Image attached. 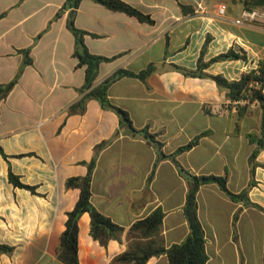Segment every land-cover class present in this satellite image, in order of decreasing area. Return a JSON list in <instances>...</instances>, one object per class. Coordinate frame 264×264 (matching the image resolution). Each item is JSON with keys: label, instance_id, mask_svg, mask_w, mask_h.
<instances>
[{"label": "crops", "instance_id": "obj_1", "mask_svg": "<svg viewBox=\"0 0 264 264\" xmlns=\"http://www.w3.org/2000/svg\"><path fill=\"white\" fill-rule=\"evenodd\" d=\"M153 20L113 11L94 0H83L74 24L88 34L92 54L116 57L100 66L96 84L118 70L155 71L142 81L122 77L109 88L114 105L125 110L132 125L148 128L170 155L205 133L198 145L177 156L196 176L226 175L229 189L249 186L250 133L260 134L258 103L240 112L227 90L210 78L187 76L175 66L196 70L204 61L231 48L246 52L247 61L216 62L206 72L238 80L264 58V26L235 23L251 0H123ZM65 0H0V86L18 83L0 100V242L15 247L0 254V264H65L58 259L67 213L75 207L79 189H68L72 177L88 173L96 147L99 152L92 181L95 208L124 230L102 246L91 235V217L79 221L80 264H112L127 251L132 225L161 208L165 213L161 239L166 248L190 233L184 214L192 183L169 158L143 136L121 126L119 115L89 99L85 109L72 111L84 93L85 67L74 56L76 37L68 27L70 11L55 19ZM221 3L228 6L219 17ZM182 5L192 8L183 11ZM259 6V5H257ZM33 62L24 66L23 50ZM243 105V104H242ZM23 155L21 157H18ZM256 161L264 164V150ZM157 165L155 166V163ZM9 167L37 194L9 181ZM155 167V172L152 176ZM250 200L264 208V167L258 166ZM198 215L206 237L207 264H264V213L230 199L217 184L201 186ZM147 264H169L167 255Z\"/></svg>", "mask_w": 264, "mask_h": 264}, {"label": "trees", "instance_id": "obj_2", "mask_svg": "<svg viewBox=\"0 0 264 264\" xmlns=\"http://www.w3.org/2000/svg\"><path fill=\"white\" fill-rule=\"evenodd\" d=\"M83 0H65L63 7L56 14L55 19L62 16L66 11L72 14V20L68 24L70 30L76 37V48L74 56L78 58V67H85V84L80 89L84 93V97L72 107V111L77 108L85 109V103L89 99H96L102 107L116 112L121 120V126L124 127L126 122H129L130 127L127 129L133 135L143 136L150 144H153L159 153V159L169 158L178 167L180 174L188 179L194 188L190 189L187 194L184 206V214L189 224V235L179 244H175L170 248H166L161 239L162 226L165 218V213L161 208L154 210L147 217L136 221L129 230L128 238L130 240L127 251L117 256L112 264H147L153 258L161 255H167L169 264H207L208 255L206 253V237L204 227L198 215V192L201 186L207 184H217L220 189L233 201L243 202L244 205L254 207L264 213V208L250 200L249 193L256 186L255 174L258 166L264 167L256 161L258 155L264 150V58L258 62L256 69H252L241 75L238 80H228L221 74L211 75L206 70L216 62L244 60L247 61L246 52L238 51L236 48H231L227 52L215 56L208 62L204 61V56L208 47V43L204 45L200 58L197 63L196 70H187L178 66L175 68L187 76L210 78L216 82L220 88L226 89L228 98L231 103H235L240 112V116L244 115L249 105L258 103L261 110V131L260 134L250 133L249 141L254 148L249 158L251 167V180L249 186L240 193H234L229 189L228 177L226 175H208L196 176L191 174L187 169L180 165L177 156L183 152L190 151L194 146L198 145L205 133L196 136L188 144L179 147L174 153L167 155L163 151V143L157 139V134L151 133L148 128L139 130L136 129L130 120L128 113L117 107L109 98L110 86L122 77H134L142 81L155 71V66L150 65L139 73H134L128 70H118L112 76L107 78L100 84H96L99 76L100 66L104 62H110L116 57H104L92 54L84 43V36L88 34L86 31L78 29L74 24V18L77 9ZM106 8L125 13L138 18L140 21L153 23L151 17L144 14L134 6L123 0H94ZM258 5H264V0H257ZM183 11H192V8L182 5ZM30 50H23L25 55L24 66L32 64L33 60L30 57ZM22 69L19 71L16 78L10 83L0 86V100L9 93L18 83L22 74ZM243 104V105H242ZM96 147L94 158L88 166V173L83 177H72L66 182L68 189H79V199L73 210L67 213L66 228L60 237V243L57 249V256L60 261L65 264H80L79 259V221L83 214L88 213L91 217V235L99 241L102 246H107L110 240L116 238L124 229L115 224L110 218L100 213L92 203V181L96 161L100 150L107 144ZM0 153L8 161L9 156L6 155L0 147ZM20 155L18 157H21ZM157 162L155 163V166ZM155 172V167L151 178ZM9 181L15 187L27 189L33 194H37V188L24 184L20 177L15 175L9 167ZM15 247L3 244L0 242V254L12 255Z\"/></svg>", "mask_w": 264, "mask_h": 264}, {"label": "built area", "instance_id": "obj_3", "mask_svg": "<svg viewBox=\"0 0 264 264\" xmlns=\"http://www.w3.org/2000/svg\"><path fill=\"white\" fill-rule=\"evenodd\" d=\"M228 6L226 3H221L217 9L219 17L225 18L227 15ZM238 25L245 26H264V8L245 9L242 15L235 21Z\"/></svg>", "mask_w": 264, "mask_h": 264}, {"label": "rangeland", "instance_id": "obj_4", "mask_svg": "<svg viewBox=\"0 0 264 264\" xmlns=\"http://www.w3.org/2000/svg\"><path fill=\"white\" fill-rule=\"evenodd\" d=\"M253 1V6H251L250 8H246V9H256V8H264V5H259L257 6L258 4L256 3L257 0H251Z\"/></svg>", "mask_w": 264, "mask_h": 264}, {"label": "water", "instance_id": "obj_5", "mask_svg": "<svg viewBox=\"0 0 264 264\" xmlns=\"http://www.w3.org/2000/svg\"><path fill=\"white\" fill-rule=\"evenodd\" d=\"M126 127H128V128L130 127L129 122H126ZM191 187L194 188V184H192Z\"/></svg>", "mask_w": 264, "mask_h": 264}]
</instances>
